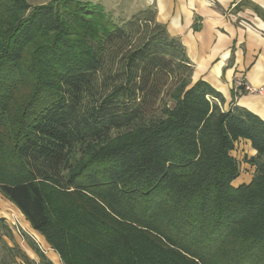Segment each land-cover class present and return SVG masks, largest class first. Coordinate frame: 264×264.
Instances as JSON below:
<instances>
[{
    "label": "trees",
    "instance_id": "trees-1",
    "mask_svg": "<svg viewBox=\"0 0 264 264\" xmlns=\"http://www.w3.org/2000/svg\"><path fill=\"white\" fill-rule=\"evenodd\" d=\"M192 73L152 8L0 0V195L60 264H264V120Z\"/></svg>",
    "mask_w": 264,
    "mask_h": 264
},
{
    "label": "crops",
    "instance_id": "crops-1",
    "mask_svg": "<svg viewBox=\"0 0 264 264\" xmlns=\"http://www.w3.org/2000/svg\"><path fill=\"white\" fill-rule=\"evenodd\" d=\"M128 3L135 7L134 12L154 10L156 22L185 48L193 69L192 81L202 80L220 93L223 110L239 107L264 120V0ZM238 82L259 94L245 90L242 94L237 90ZM247 166L245 170L249 172Z\"/></svg>",
    "mask_w": 264,
    "mask_h": 264
},
{
    "label": "rangeland",
    "instance_id": "rangeland-1",
    "mask_svg": "<svg viewBox=\"0 0 264 264\" xmlns=\"http://www.w3.org/2000/svg\"><path fill=\"white\" fill-rule=\"evenodd\" d=\"M31 5L45 4L50 0H26ZM91 1L95 4L103 5L106 13L110 15V19L118 24L122 20L130 17L134 12V8L129 3L128 0H82ZM253 94H259L258 92ZM246 145L242 144L241 148L237 151V160L240 164L241 169H243V176H239L236 180L232 182L233 187H237L241 183H248L250 173L245 170L246 165L243 163V156L246 154ZM246 171V172H245ZM0 218H3L6 226L13 233V240H9L8 237L3 235L4 243H0V264H25V257L22 258L21 254L18 255L14 252L16 245L19 250H22L23 254L34 264L38 263V258L34 252L29 247L28 243L32 242L35 244L54 264H60L58 257L54 254L52 250L49 249L48 245L44 240L39 237L35 232L26 225L25 220L22 219L18 211L0 195ZM1 232L4 233L2 230ZM5 234V233H4ZM7 244V245H6ZM17 248V247H16Z\"/></svg>",
    "mask_w": 264,
    "mask_h": 264
},
{
    "label": "built area",
    "instance_id": "built-area-1",
    "mask_svg": "<svg viewBox=\"0 0 264 264\" xmlns=\"http://www.w3.org/2000/svg\"><path fill=\"white\" fill-rule=\"evenodd\" d=\"M236 86H238V88H239V87H244V90H245L246 92H248V93H255V91H252V90H250L248 87L243 86L242 83H239V82H238V83L236 84ZM260 91H262V90H260Z\"/></svg>",
    "mask_w": 264,
    "mask_h": 264
}]
</instances>
